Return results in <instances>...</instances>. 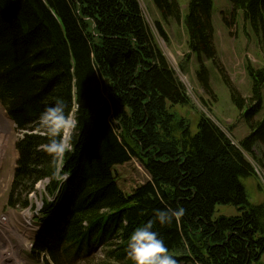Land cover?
<instances>
[{"label":"trees","instance_id":"1","mask_svg":"<svg viewBox=\"0 0 264 264\" xmlns=\"http://www.w3.org/2000/svg\"><path fill=\"white\" fill-rule=\"evenodd\" d=\"M153 2L165 22L184 20L189 49L202 63L198 78L211 92L203 62L217 63L214 0H189L185 17L178 0ZM229 3L227 24L242 16L264 54V0ZM157 28L165 36L161 23ZM248 73L250 97L231 89L250 128L237 145L211 118L200 116L193 132L174 113L191 99L138 0H0V105L19 130L30 132L18 144L12 197L42 181H49L50 195L57 193L46 204L47 230L35 249L61 264L103 246L97 264H132L126 248L135 228L157 209L183 207L179 222L153 229L178 264L261 263L264 203L249 202L244 181L256 176L246 154L264 171V67L248 66ZM57 99L75 127L54 162L40 147L49 137L38 117ZM134 158L150 180L126 195L113 170ZM61 172L68 175L62 186ZM219 206L239 215L217 218Z\"/></svg>","mask_w":264,"mask_h":264},{"label":"rangeland","instance_id":"2","mask_svg":"<svg viewBox=\"0 0 264 264\" xmlns=\"http://www.w3.org/2000/svg\"><path fill=\"white\" fill-rule=\"evenodd\" d=\"M138 1L159 49L179 80L185 85L191 99V106H177L173 110L174 113L178 118L189 122L193 132L197 131L200 116L211 118L238 145L248 136L250 128L243 112L238 110L232 100V90L244 99L250 97L252 80L248 66L264 67V54L255 34L245 25L242 16L237 17V21L229 26L227 22L232 21L229 0H214L213 23L217 63L214 64L206 59L203 62L209 72L211 87L209 92L198 78L202 63L189 49V37L184 20L182 19L181 23L174 20L165 22L153 0ZM178 2L185 17L189 0H178ZM157 23L163 26L165 36L158 31ZM263 116L264 104L261 117ZM69 122L68 127L63 130V140L67 148L75 127L74 118L69 119ZM26 134L30 132L19 130L0 105V264H57L50 253L35 249L38 237L47 230L44 214L46 204L54 203L57 199V193L53 196L48 193L49 181L39 182L33 191L23 194L20 199L17 194L12 197L21 157L18 144ZM246 156L256 170L255 177L244 181L248 199L253 205H261L264 203V171L251 155L246 154ZM113 173L118 186L126 195L132 194L150 180L142 164L135 158L116 166ZM67 180V173L61 172L58 176L60 186ZM11 200L15 202V206L11 205ZM24 201L28 202L27 206H24ZM238 215L236 208L227 206L217 207L215 214L217 218ZM106 248L101 246L87 257L74 262H66L62 259L61 264H91L92 261L93 264H97L105 258ZM259 264H264V256Z\"/></svg>","mask_w":264,"mask_h":264},{"label":"clouds","instance_id":"3","mask_svg":"<svg viewBox=\"0 0 264 264\" xmlns=\"http://www.w3.org/2000/svg\"><path fill=\"white\" fill-rule=\"evenodd\" d=\"M69 123L62 99H57L53 105L45 107L39 114L38 127L49 137L48 142L40 147L53 158L54 162L67 151V145L60 137ZM185 212L183 207L157 209L152 219L136 227L129 236L126 248L127 256L132 264H178L160 234L153 229L156 223L164 226L173 221L179 222Z\"/></svg>","mask_w":264,"mask_h":264},{"label":"bare ground","instance_id":"4","mask_svg":"<svg viewBox=\"0 0 264 264\" xmlns=\"http://www.w3.org/2000/svg\"><path fill=\"white\" fill-rule=\"evenodd\" d=\"M67 179V178H66ZM40 231V230H39ZM8 255V254H7Z\"/></svg>","mask_w":264,"mask_h":264}]
</instances>
